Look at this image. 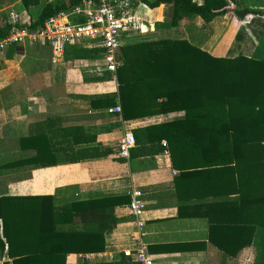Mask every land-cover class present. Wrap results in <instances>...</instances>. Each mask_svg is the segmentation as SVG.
I'll use <instances>...</instances> for the list:
<instances>
[{"label":"crops","instance_id":"obj_1","mask_svg":"<svg viewBox=\"0 0 264 264\" xmlns=\"http://www.w3.org/2000/svg\"><path fill=\"white\" fill-rule=\"evenodd\" d=\"M54 1L40 0L43 7L33 14L36 6L26 9L22 0H0V29L13 27L12 13L18 16L17 27L27 28ZM124 1L133 25L123 46L158 39L187 40L214 57H251L264 31V14L242 23L233 10L264 13V0L229 3L230 10L210 23L195 17L170 29L157 25L165 20V6L151 9L141 0ZM76 20L85 21L83 17ZM75 47L84 57L75 55ZM92 49L97 47L70 46L59 63H53L52 50L44 43L0 51V141L45 135L65 161L79 154H107L49 167L30 164L0 169V192L11 197L51 196L58 207L117 200L114 212L120 223L105 235V251L70 254L68 264L118 263L124 259L123 252L135 249L140 239L154 264H264V243L247 244L256 234L251 209H242L236 185L226 179L219 158L212 166L208 164L212 161L203 158L219 157V149L187 145L177 149L173 158L167 140L160 141L163 132L148 129L186 120L184 111H161L175 89L139 84L128 90L122 104L117 74L109 73L103 54H91ZM117 107L121 113L110 112ZM76 127L95 142L75 146L65 130ZM128 133L134 135L136 144L129 157L123 158L119 142ZM191 134L181 133L179 138H192ZM18 151L15 146L10 154ZM30 153L36 154L33 150L26 154ZM138 192L139 218L131 210ZM247 219L249 226L243 225Z\"/></svg>","mask_w":264,"mask_h":264},{"label":"trees","instance_id":"obj_2","mask_svg":"<svg viewBox=\"0 0 264 264\" xmlns=\"http://www.w3.org/2000/svg\"><path fill=\"white\" fill-rule=\"evenodd\" d=\"M83 1L56 0L49 3L28 28L37 30L50 18L81 6ZM141 2L151 9L165 6V20L157 24L163 29L177 27L183 19L195 17L210 23L230 10L229 3L239 4V0ZM22 4L29 9L38 6L40 0H22ZM233 10L239 19L264 14L237 7ZM12 28L11 25L1 28L0 40L6 38ZM82 52L75 47L77 57H84ZM90 52L103 54L98 48ZM116 59L120 63L116 74L122 104L126 103L128 90L139 84L151 88L156 84L168 85L175 89L168 95L161 111H184L186 120L148 129L163 132L160 141L167 140L173 158L177 149L187 145L213 151L219 149V157L209 154L203 158L212 161L208 162L210 166L217 165L219 158L220 166L226 170V179L236 185L235 194L241 200L242 209H251V226L256 229V234L249 237L247 244L264 243V31L251 57L218 58L187 40L158 39L126 44ZM181 101L188 104L172 106ZM187 132L193 133L192 138H179L181 133ZM65 133L73 137L75 146L95 142L94 137L87 136L78 127L66 129ZM7 144L10 148L3 151L1 146L5 148ZM15 146L19 149L18 154H10ZM31 150L36 154H26ZM0 154L10 158L0 169L30 164L49 167L61 162L107 156L103 153L79 154L76 159L61 160L53 140L45 135L14 142L0 141ZM117 206V200L106 199L58 207L51 196L11 197L0 192V262L68 264L70 254L103 253L105 235L120 223L114 212ZM249 224L248 219L243 222L245 226ZM98 264L138 263L124 258L118 263Z\"/></svg>","mask_w":264,"mask_h":264},{"label":"built area","instance_id":"obj_3","mask_svg":"<svg viewBox=\"0 0 264 264\" xmlns=\"http://www.w3.org/2000/svg\"><path fill=\"white\" fill-rule=\"evenodd\" d=\"M128 7L123 0H85L81 6L69 12H61L50 18L43 27L37 30L17 27L18 16L11 14L13 28L9 35L0 40V51L10 47H24L38 43L47 44L52 50L53 63L63 61L66 49L70 46L93 45L103 50L106 70L116 76L120 63L117 54L123 47L125 34L133 20L125 10ZM83 17L84 22L76 19ZM110 112L121 113V108L111 109ZM136 144L132 133H128L119 142V154L128 158L130 150ZM141 193H134L131 210L139 218L142 203ZM138 225L141 226L139 221ZM91 254H86V256ZM124 258L138 264H154L148 254L147 245L140 239L133 250L123 252Z\"/></svg>","mask_w":264,"mask_h":264},{"label":"rangeland","instance_id":"obj_4","mask_svg":"<svg viewBox=\"0 0 264 264\" xmlns=\"http://www.w3.org/2000/svg\"><path fill=\"white\" fill-rule=\"evenodd\" d=\"M43 7V3L41 2L40 3V5L39 6H36V7H33L31 10V13H33V14H37L39 11H40V9ZM261 13H263V12H261ZM263 15V14H262ZM257 16H259V15H257ZM255 16L254 15H252V16H250L249 18H246V19H242V23H244L245 21L244 20H250V19H252V18H254ZM5 21V19L4 20H1V22H4ZM261 21H264V20H261ZM244 26V25H243ZM244 28V27H243ZM245 29V28H244ZM246 30V29H245ZM224 46V45H223ZM6 141V140H5ZM6 145V144H5ZM8 146H6L5 148H3V146H1V149L3 150V151H8V148H10L9 147V144H7ZM8 147V148H7ZM9 151H10V149H9ZM7 154H9L8 152H6ZM10 158H8V157H5V156H3V154H0V166H2L4 163H6L8 160H9ZM7 170V168L6 169H4V171H6ZM6 179H8V178H6Z\"/></svg>","mask_w":264,"mask_h":264}]
</instances>
